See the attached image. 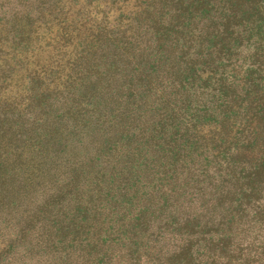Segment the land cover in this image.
I'll return each mask as SVG.
<instances>
[{
    "label": "rangeland",
    "instance_id": "obj_1",
    "mask_svg": "<svg viewBox=\"0 0 264 264\" xmlns=\"http://www.w3.org/2000/svg\"><path fill=\"white\" fill-rule=\"evenodd\" d=\"M176 1L0 0V264H264V168L254 173L264 105L260 139L246 150L241 128L223 120L244 110L221 103L255 85L264 97L263 29L238 47L206 36L189 49L167 45L160 58L154 37L184 11ZM251 8L264 18L261 4ZM186 110L221 125L191 146L189 173L169 194L151 166L170 158ZM159 198L183 202L179 214L197 222L179 235L150 222L134 244L125 212L136 217L148 202L149 213Z\"/></svg>",
    "mask_w": 264,
    "mask_h": 264
},
{
    "label": "trees",
    "instance_id": "obj_2",
    "mask_svg": "<svg viewBox=\"0 0 264 264\" xmlns=\"http://www.w3.org/2000/svg\"><path fill=\"white\" fill-rule=\"evenodd\" d=\"M176 3H179L181 7L184 8V11H177L175 18L169 17L168 23H160L166 28L163 30L165 34L154 37V42L159 46L156 48V54L160 58L166 57L167 53L169 52L163 48L164 46L169 45L181 47L183 49H189V46L192 45L193 48L195 46L194 44H197V40L200 41L202 36L209 37L210 39L220 38L225 44L226 40L234 41L237 38L235 41V46L238 47L242 43V35L251 34L254 30L260 31L261 29H263L264 32V18L259 17L255 19L254 16H259L261 13H255L251 8V5L257 6L259 4L264 7V0H177ZM213 46L216 47L217 45L211 44L208 47L210 54L214 52L212 50L214 48ZM89 50L91 52L93 49L90 48ZM91 56L94 57L95 53ZM86 58L89 60V55H86ZM100 60H103V58L100 57ZM99 62L100 61L93 60L91 61V64H97ZM200 65L201 62L192 63L190 67V77L192 81L195 80V77L196 79H199V77H197V72H199ZM214 65L215 63L211 58H209L208 61L204 62L203 64V66H205V71L206 69L208 71L213 70ZM209 78L210 76H208V79ZM186 80L187 79H185L184 82ZM196 87V89H198V87L204 89L203 86ZM191 89L192 86H190L187 90L185 89L188 98H191V96L195 95L196 93L190 91ZM210 91L211 94L215 90L210 89ZM260 92V87L255 85L253 87H249L245 94V98L242 101H239L234 97L231 99L232 96H229L221 101V103L223 102V105L226 104L230 110L231 108H234V106L238 108V111L244 110V113L240 115L234 111H231L234 115L230 116L229 119H226L228 118L226 117L223 120L225 123L230 124L228 127L230 129L233 126L235 128H241L240 133L243 137L242 143L246 150H251L256 145L257 139H260V127L258 120L259 116L262 115L260 112L262 110L261 107L264 105V97L262 95L263 93ZM211 96L215 97V95ZM225 97L226 95L224 98ZM194 111L195 113L186 110L184 113H182V117L186 118L187 116L185 128L181 131L182 133L178 131V133L175 135L174 144L171 147L169 153L170 158L156 163L154 166H151L152 168H158L163 178L169 183L171 182L169 194H172L176 188L175 181L180 180L179 177L182 174L185 173L186 176V174L189 173V163L193 160L192 154H194V151L191 150V146L197 145V142L199 144V141H204L207 144L208 134L210 135L214 133L215 129L221 125V122L219 121L217 123L219 126H213V124L216 123V118L214 115H201L200 110ZM206 126L208 127L207 132L204 131ZM176 140L180 144L175 145ZM260 145L264 146V143ZM188 148H190L189 151L187 150ZM163 151L168 152L167 149H163ZM166 156L167 154L162 155L163 158H166ZM262 159V161L255 164L256 171L254 173L256 175L264 168V155H262ZM177 166L180 169L179 172H177ZM256 175H253L254 180ZM190 181L193 183L198 182L197 179L193 178H191L189 181L184 180L182 187H186L185 192L187 191ZM136 183L137 182L135 181L132 186L135 187ZM185 192L181 195L182 198ZM232 198L233 194L231 199ZM138 205L139 207L133 211L136 217L130 218L129 214L125 212L127 219H129L128 224L132 226L131 233L134 234L133 238H135H129V240H131V242L134 244L137 243V240L141 237V235L145 234L150 222L155 225L153 232H160L165 228L166 231L172 234L173 230L175 229L176 234L178 235L183 230V226L186 223L197 222L196 217L198 215H187V212L183 215L179 214L182 210L181 207L183 202H179L178 199L172 203H169L168 199L159 198L157 203H152L151 206L154 209L149 213H145L150 211L148 202L138 203ZM166 213H172L174 215V218L171 222L166 221ZM222 218L226 219V215H223ZM194 219L195 221H193ZM85 226L88 237L90 233H92V227H88L87 225ZM100 231L102 230H99L97 233H100ZM128 231L130 233V230ZM94 234H96V232L93 233V237ZM184 238L186 239V245H191L193 239H188V237ZM178 248H180L179 251H183L184 245ZM186 251L183 253V255L186 253ZM185 255H187V253Z\"/></svg>",
    "mask_w": 264,
    "mask_h": 264
}]
</instances>
